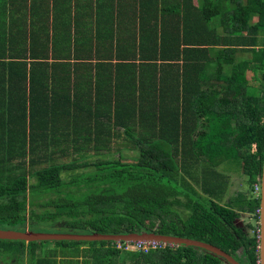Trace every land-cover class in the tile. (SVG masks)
<instances>
[{
	"label": "trees",
	"instance_id": "1",
	"mask_svg": "<svg viewBox=\"0 0 264 264\" xmlns=\"http://www.w3.org/2000/svg\"><path fill=\"white\" fill-rule=\"evenodd\" d=\"M9 2L19 11L38 4L5 0ZM158 2L151 0L150 9L168 13L167 20L183 23L184 31L192 27L196 39L192 44L184 34L180 41L193 52L190 60L183 59L178 86L183 93L161 103L154 115L141 116L140 128L127 127L125 133H120L126 125L120 117L103 121L108 119L105 110L95 120L88 108L80 107L74 113L84 114L75 119L76 128L64 122L71 120V105L66 110L59 106L69 96L61 99L55 85L44 82L49 63L36 52L39 43L27 31L4 34L7 19L0 17V229L26 231L35 221L62 220L67 233L192 239L220 248L240 264H258L260 198L254 190L264 162V0ZM258 82L263 88H257ZM81 121L94 123L96 135L103 138H79ZM226 162L240 165L249 189L223 204L229 183L219 181L217 169ZM189 178L201 182L203 194ZM243 214L255 225L240 226ZM45 243L0 240V251L12 248L10 252L23 254L28 244L33 257ZM140 255L138 264H229L186 246Z\"/></svg>",
	"mask_w": 264,
	"mask_h": 264
},
{
	"label": "crops",
	"instance_id": "2",
	"mask_svg": "<svg viewBox=\"0 0 264 264\" xmlns=\"http://www.w3.org/2000/svg\"><path fill=\"white\" fill-rule=\"evenodd\" d=\"M2 2L0 17L7 19L4 34L27 31L35 37L40 46L36 52L48 58L50 76L44 82L55 85L61 99L69 96V101L59 107L66 110L71 105V120L64 122L71 121L74 128L75 119L84 114L74 112L84 107L95 120L105 110V123L120 117L126 124L120 133H125L127 127L137 130L143 124L141 116L154 115L161 103L173 95L177 100L183 93L180 87L178 90L179 81L183 82V59L190 60L188 56L193 52L180 41L186 34L195 44L192 27L184 31L183 23L167 20L168 13L153 11L151 0H37L38 4H28L24 11ZM66 43L73 44L66 47ZM200 56L203 61L201 54L195 53L194 58ZM131 108L136 112H129ZM85 126L86 121L79 122V138H103L96 135L99 130L95 132L94 123ZM132 246L43 244L33 258L27 244L23 254L14 251L17 256L12 261L0 264H138L141 252Z\"/></svg>",
	"mask_w": 264,
	"mask_h": 264
},
{
	"label": "water",
	"instance_id": "3",
	"mask_svg": "<svg viewBox=\"0 0 264 264\" xmlns=\"http://www.w3.org/2000/svg\"><path fill=\"white\" fill-rule=\"evenodd\" d=\"M260 229H261V241L259 246L260 252V264H264V162L261 178V197H260ZM0 240L3 241H24L26 243L33 242H101V241H112V242H126L132 243L137 241H157L171 246L179 247H194L203 249L209 253H212L218 257L225 259L229 264H240L234 257L227 254L218 247L211 244L204 243L192 239H183L178 237L161 236L154 234H129L125 236H109L101 235L98 233H92L89 235H81L74 233L65 234H41L33 231H15V230H2L0 229Z\"/></svg>",
	"mask_w": 264,
	"mask_h": 264
},
{
	"label": "rangeland",
	"instance_id": "4",
	"mask_svg": "<svg viewBox=\"0 0 264 264\" xmlns=\"http://www.w3.org/2000/svg\"><path fill=\"white\" fill-rule=\"evenodd\" d=\"M3 0H0V3H2ZM5 1V0H4ZM12 4V3H7ZM73 43H70V45H72ZM237 57H242V56H246V57H251L250 54H246V53H237L236 55ZM229 72L230 68L227 67L225 72ZM259 79H261V76H258ZM258 82L256 85L257 88L260 87L263 88V85ZM260 89V88H259ZM258 90H252L251 92L253 93L254 91H256V93L259 92ZM132 154H134V152H132ZM131 156V154H130ZM217 171L221 174L220 176V180L224 185L225 183L227 184V182L229 183L228 186V190L226 191L225 197L223 198V200L221 201V203L226 204L228 202L229 197L233 196L234 194H236L238 191H243V192H247L249 189L248 184H247V177L243 175V173L241 172V168L240 165L237 162H226L224 164H222ZM226 180V181H225ZM190 183H192L194 185V188L203 194L202 191V187H201V182L200 183H195L193 182L190 178H189ZM214 185V183H213ZM204 202L206 203H210V197L209 196H203L202 199ZM37 213H40L41 209L39 207L35 208ZM187 213V212H186ZM237 223L240 224V226H242L243 228H247L248 224H252L255 225V220L250 217L247 214H243L241 215V218L237 221ZM12 230V229H10ZM15 230V229H13ZM28 231H33L35 233H41V234H65L67 232H69V229L67 228V226L64 224V222H62V220H58L55 222H43V221H35L33 224H30L29 227L27 228ZM80 232H84V231H80ZM74 234H79V233H74ZM81 235H89V233H81ZM44 245L46 246H55V243L53 242H49V243H45ZM128 247H133L132 243L127 244ZM134 246L136 247V243H134ZM137 249V248H136ZM138 250V249H137ZM141 253H144L140 250H138ZM17 255L14 254L13 252H9V251H0V261H12L14 257H16ZM238 257L241 259H243L242 256V252H240L238 254ZM246 262V261H244Z\"/></svg>",
	"mask_w": 264,
	"mask_h": 264
},
{
	"label": "built area",
	"instance_id": "5",
	"mask_svg": "<svg viewBox=\"0 0 264 264\" xmlns=\"http://www.w3.org/2000/svg\"><path fill=\"white\" fill-rule=\"evenodd\" d=\"M254 195L258 198L261 197V182L257 183L255 185V190H254ZM258 214H261V211L258 210ZM260 225V224H259ZM257 236H258V240L259 242L261 241V229L260 226L257 229ZM169 244H165L162 242H157V241H139L136 243V248L144 253H148L151 250H161L163 248H165L166 246H168ZM120 247L123 246V244L119 245ZM171 246V245H169ZM173 247V246H171ZM258 264H260V261L258 262Z\"/></svg>",
	"mask_w": 264,
	"mask_h": 264
},
{
	"label": "clouds",
	"instance_id": "6",
	"mask_svg": "<svg viewBox=\"0 0 264 264\" xmlns=\"http://www.w3.org/2000/svg\"><path fill=\"white\" fill-rule=\"evenodd\" d=\"M137 242H139V241H137ZM137 242H132V245H134V243H137ZM114 243H117V245L123 244V246H124V245L127 246V244H129V243H126V242H114ZM130 243H131V242H130ZM123 246H122V247H123Z\"/></svg>",
	"mask_w": 264,
	"mask_h": 264
}]
</instances>
